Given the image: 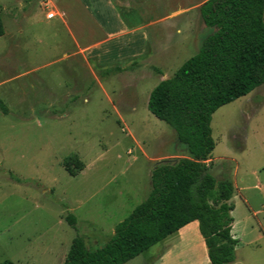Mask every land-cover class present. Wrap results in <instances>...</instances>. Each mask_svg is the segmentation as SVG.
<instances>
[{"label": "rangeland", "instance_id": "1", "mask_svg": "<svg viewBox=\"0 0 264 264\" xmlns=\"http://www.w3.org/2000/svg\"><path fill=\"white\" fill-rule=\"evenodd\" d=\"M198 1L124 0L161 31L150 32L145 55L103 64L93 49L101 29L81 42V48L91 47L83 55L62 24L65 7L92 24L102 21L98 0L92 6L100 12L92 17L79 0H0V98L6 105L0 108V262L62 264L77 234L90 249L103 246L148 196L154 162L191 156L176 131L151 113L148 99L210 34L193 7L191 23L203 22L197 37L180 48L174 43L172 51L156 46L180 22L173 13ZM51 9L54 17L47 15ZM211 127L215 148L206 163L216 177L235 183L232 232L238 244L231 264H264V83L219 107ZM72 152L84 164L74 176L64 165ZM68 213L77 217L76 228ZM174 237L124 264L158 262ZM178 250L164 264H199L189 242H178Z\"/></svg>", "mask_w": 264, "mask_h": 264}, {"label": "trees", "instance_id": "2", "mask_svg": "<svg viewBox=\"0 0 264 264\" xmlns=\"http://www.w3.org/2000/svg\"><path fill=\"white\" fill-rule=\"evenodd\" d=\"M199 9L216 31L148 99L151 113L176 131L191 156L154 162L148 196L116 224L112 237L90 249L77 234L62 264H124L193 220L199 221L211 264L236 260L235 183L216 177L206 160L215 148L213 113L264 83V0H205ZM4 33L0 9V36ZM0 108L6 110L1 98ZM64 165L72 176L84 166L75 152ZM65 218L76 228L73 213Z\"/></svg>", "mask_w": 264, "mask_h": 264}, {"label": "crops", "instance_id": "3", "mask_svg": "<svg viewBox=\"0 0 264 264\" xmlns=\"http://www.w3.org/2000/svg\"><path fill=\"white\" fill-rule=\"evenodd\" d=\"M63 1L64 0L61 1L59 0V2L61 3H63ZM98 1L102 5L101 8L102 21L95 22L96 24L90 23V19L88 17L87 18L89 20L87 21L85 17L83 18L80 13L79 16L77 17L72 16L71 9L69 7L64 8L65 17L62 19L63 20L62 24L67 25V28L69 29V33L77 42L78 47H80L79 45L82 44L81 43L82 41L86 42L85 40L86 37H90V39L94 36L96 37L95 31L99 28L101 29L102 31L101 34L103 36L98 37L99 43L98 45H96L95 48L93 47V49L95 51H98L97 55L100 58V62L103 64L112 63L118 59L128 56L129 57L142 56L145 55L147 52H149L150 32H153L156 35L161 30L152 29L151 22L144 21L139 17V15L133 14V12L129 11L128 4L130 3L125 4L124 0H122L121 3L119 1L115 2L113 0H98ZM204 1L205 0H200L185 9H181L179 11L174 12L173 13L174 17H179L180 22L172 26H169L168 28L170 29H167L169 32L168 40L166 41V43L164 41L161 42L156 40L158 41L156 42L157 43L156 46L159 49H163L164 52H167V49H170L172 51L174 48V43L176 44L177 47L180 48V46L192 34L193 36L197 37V32L203 28V22L202 20H200L199 24L193 25L191 23L192 19L190 18V16H188V14L193 7H196L199 13L200 5ZM96 2L97 0H79V3L83 5V8L86 9L85 11L89 12V15L91 17L93 12L95 11L100 12V9L97 10L92 6V3H96ZM103 6H105V8H103ZM96 12L95 14H97ZM127 13H129L130 15L127 16ZM208 27H211V29H209L208 31L210 32V34L216 31L217 29V27L215 26H208ZM177 35H180L179 38L173 40V38H175V36ZM81 36L83 37V39H81ZM89 49L91 50V47L89 48L83 46L82 48L80 47V52L83 53V55H85L87 51L88 53H91ZM136 86H139V83H137ZM134 108L135 107H133V109ZM171 235H175L171 245L174 247L176 246L175 250L174 247L172 248L170 246L169 247L170 249L166 251L159 258V261L158 262L156 261V263L153 264H164L169 257L171 258L172 256L177 255L179 253L178 242H189V244L192 245V249L195 250L197 255L198 254L200 255V259L199 261L197 260V263L211 264L208 256V250H207V245L205 243V239L199 229L198 220H193L187 223L186 225L181 227L177 232ZM159 251L155 252L153 256L158 257Z\"/></svg>", "mask_w": 264, "mask_h": 264}, {"label": "built area", "instance_id": "4", "mask_svg": "<svg viewBox=\"0 0 264 264\" xmlns=\"http://www.w3.org/2000/svg\"><path fill=\"white\" fill-rule=\"evenodd\" d=\"M49 2L48 1H44V6H48ZM48 17H54L55 16V11L53 9L49 10L47 12Z\"/></svg>", "mask_w": 264, "mask_h": 264}]
</instances>
